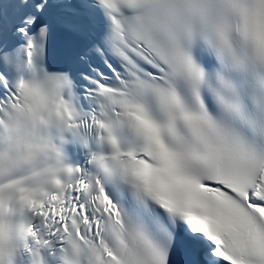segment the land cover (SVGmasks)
<instances>
[{"label":"snow or ice","instance_id":"1","mask_svg":"<svg viewBox=\"0 0 264 264\" xmlns=\"http://www.w3.org/2000/svg\"><path fill=\"white\" fill-rule=\"evenodd\" d=\"M0 264H264V0H0Z\"/></svg>","mask_w":264,"mask_h":264}]
</instances>
